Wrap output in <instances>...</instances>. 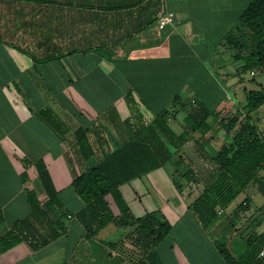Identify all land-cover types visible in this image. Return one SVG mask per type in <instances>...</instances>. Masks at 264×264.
I'll return each instance as SVG.
<instances>
[{"label":"crops","instance_id":"0c3cea01","mask_svg":"<svg viewBox=\"0 0 264 264\" xmlns=\"http://www.w3.org/2000/svg\"><path fill=\"white\" fill-rule=\"evenodd\" d=\"M236 1L212 0L213 8L204 9L201 20L194 18L197 14L186 7L170 6V0H142L136 6L138 12L141 9L142 14L150 15L161 7L157 15L172 13L176 20L163 29L155 22L133 38L107 47L109 57L86 50L34 62L30 56L0 42V206L4 214L0 233L30 212L27 189H34L42 201L46 199L35 165H26L24 159L45 162L68 212L75 214L82 208L83 202L71 184L73 171L79 173L95 165L101 155L92 129L98 126L103 130L106 148L124 139L125 130L119 120L131 116L125 99L127 91L133 92L140 110L151 119L172 98L174 101L177 94L184 103L194 101V90H203L204 97L216 95L220 86L214 84L212 76L215 75L206 63L213 65L216 75L228 86H237L242 62L238 61L235 71L227 67L228 70L225 59L219 54L220 44L216 45L217 42L222 45L224 33L231 31L227 30L231 22L235 26L238 23L241 9L234 7ZM201 30H204V36H201ZM194 41L196 43L192 44ZM199 52L204 56V62L198 59ZM198 65H203L204 70ZM199 76L204 77V84L200 82L197 86ZM193 78L197 82L194 83ZM222 99L216 101L217 111H229L235 101L231 96L229 102ZM204 101L207 103L208 100L204 98ZM224 103L228 106H222ZM183 110L188 111V107ZM172 118L168 121L171 128ZM111 119L115 124L110 122ZM216 123L213 122L205 134L208 141L204 148L210 154L217 150L212 143L219 135L223 136L222 142L229 138L220 132ZM78 127L89 130V139L96 148L86 160L80 158L74 146ZM169 148L174 152L169 163L122 184L120 190L134 216L160 210L170 222V233L155 246L161 264H227L214 245L211 229L232 225L235 230L237 224L234 221L238 216L242 218L240 226L251 227L253 232L264 231V219L257 211L264 200L255 204L251 196L244 197L250 200L247 209H239L240 203L232 201L223 210L226 216L204 227L189 208L202 185L198 182L186 184L179 178L172 180L185 168L179 166L180 159L174 148ZM168 164H171L169 168ZM23 171L28 175L25 182L21 179ZM165 182L174 188L176 201L162 192L168 187L162 188ZM107 200L114 214H119L111 195ZM104 228L111 229L107 237L100 235ZM104 228L88 240L80 223L71 217L64 235L38 250H31L24 242L19 243L0 254V264H130L119 249L106 244L123 239L129 228L114 223ZM246 234L249 236V232ZM256 263L264 264V255Z\"/></svg>","mask_w":264,"mask_h":264},{"label":"trees","instance_id":"16d2710c","mask_svg":"<svg viewBox=\"0 0 264 264\" xmlns=\"http://www.w3.org/2000/svg\"><path fill=\"white\" fill-rule=\"evenodd\" d=\"M141 2L0 0V13L6 14L9 23L16 21V11L26 13L20 19L22 37L11 28L3 27L0 19V42L30 56L34 62L86 50H95L101 56L109 57L107 47L133 38L154 24L163 13L157 15L160 7L153 14H142L141 9L138 12L139 8H136ZM75 36H78L77 41ZM224 40L235 50L233 57L242 62L241 72L264 71V0H249L238 15L235 30L226 33ZM245 95L246 103L229 117H224L220 111L214 112L200 101L195 109L188 110L183 130L177 133L168 121L188 104L182 102L178 94L170 109H161L148 119L140 110L133 92L127 91L125 99L131 116L119 120L125 130L124 139L106 148L103 130L98 126L92 129L95 143L102 150L101 155L95 165L79 173L73 171L71 184L83 202L77 213L72 214L65 209L45 162L42 159L34 162L24 159L26 165H35L46 199L42 201L34 189L26 190L30 212L0 233V254L22 242L31 250H38L67 233L70 219L75 217L88 240L110 223L128 227L123 239L106 244L119 249L130 264H161L155 246L170 233V222L160 210L134 216L120 186L169 163L174 153L169 148L172 146L179 159L188 165L175 176V180L179 178L186 184L198 182L202 185L189 208L204 227L213 225L251 182L264 197V132L251 116V112L264 106V88L245 90ZM214 114H220L214 120L224 128L229 138L210 154L204 148L208 141L205 134L213 126L209 118ZM110 122L115 124L112 119ZM196 132L199 137L194 135ZM88 133V129L80 127L75 130L74 146L83 160L96 151ZM190 143L194 146V159L186 152ZM68 162L71 164L70 159ZM27 178V172L23 171L22 181ZM108 195L112 196L119 214L112 211ZM249 201L245 198L238 208L247 209ZM257 211L264 219V202ZM3 221L0 206V223ZM246 241L248 247L243 254L234 256L229 251L224 252L227 264H251L260 259L264 231L251 232Z\"/></svg>","mask_w":264,"mask_h":264},{"label":"rangeland","instance_id":"374dc122","mask_svg":"<svg viewBox=\"0 0 264 264\" xmlns=\"http://www.w3.org/2000/svg\"><path fill=\"white\" fill-rule=\"evenodd\" d=\"M170 1H171V2H169L170 6H173L175 8L186 7L187 9L191 10L194 14H197V15H194V18H199L201 20L203 18V17H201V15L204 13V9H207V8L212 9L213 8L210 5L212 0H170ZM246 1L247 0H237L236 1L237 3L235 2L234 7L242 10L246 4ZM25 14L26 13L21 12L19 10L16 11L14 14L16 21H14L13 23H9L7 20L8 17L6 16V14L0 13V19L2 20L3 27L11 28L12 30L16 31V34L19 37H22L23 34L19 30L22 26L20 19ZM210 18H213V17H210ZM232 25L235 26L233 24V21L231 22L229 28L227 27L228 28L227 30H231V31L235 30V27L233 28ZM201 26H202V28H204L203 24H201ZM231 28H233V29H231ZM205 30L208 32V28L206 26H205ZM201 32H202V35L200 34V32H198V34L201 36H204V30H201ZM228 32L229 31H226V33H228ZM226 33H224V34H226ZM217 37H219V35ZM74 39H75V41H77L78 36H75ZM211 40H210V42L212 43L213 38H211ZM217 40H218V38H217ZM59 41H67V39H60ZM76 43H78V42H76ZM195 43H196L195 41L192 42V44H195ZM219 44H220V46H219ZM216 45L219 46L218 47L219 54L221 56H223V58L225 59L226 68L228 67L229 69L235 71V68H236L235 66L239 61L233 57V53L235 52V50L233 48H231L230 46H228V44L226 43L225 40L223 41L222 45L219 42H217ZM197 50L200 51L199 48ZM203 51H204V49H203ZM198 54H199V55H197L198 59L201 62H204V56L202 55V53L199 52ZM206 66H208L211 69L212 73L215 75V76H212V78H214V80H215L214 84L216 82V86H220V90H218L216 95H214V96H205V97H204L203 90L192 91V93L194 94V96L192 97V98H194V101H191L187 104L188 110L189 109H195L198 106V103H199L198 101L201 100L204 102V104L206 106H208L210 109L214 110V112H219V111H217L219 109V107L216 106V101L221 100L223 94L224 95L226 94L225 97L222 99L224 102H229L230 96L235 101V102H233V107H231L229 111L226 110L224 112H221V114L224 115V117H229V116L235 114L238 111V109H240L242 107V105H244L246 103V95H245L246 89L247 90L258 89L261 86L264 88V71L263 70H254V71H248L247 70V71L241 72V74H240V80L241 81L238 80L237 86L231 88L230 86H228V84L225 81H223L221 78H219L218 75H216V72L214 71L212 64L206 63ZM198 67L200 69L204 70L203 65H198ZM193 82L194 83L197 82L196 78H193ZM200 82L204 84V77L199 76V82H197L196 85L200 86ZM218 89H219V87H218ZM230 93H231V95H230ZM234 93H236L237 95L235 96ZM204 98L206 100H208L207 103H206V101H204ZM172 102H173V98L171 99L170 103H168L167 106H165V107L163 106L162 109H164V108L170 109L174 104ZM222 106H228V104L224 103ZM187 112L188 111H184V110L178 112L176 117L172 118V120L170 121V123H172V128L174 129L175 132L180 133L183 130L182 123H184V121H185V117L187 115ZM218 116H220V114L219 115L214 114L213 116H211L209 118V121L215 122L214 119ZM251 116H252L254 122L257 123L259 129L264 131V106H261L258 109H256L255 111L251 112ZM215 126H217L219 128L220 132L226 136L224 128L222 126H220V124L218 122L215 124ZM197 135H199V133H197ZM226 138H227V136H226ZM222 139H223V136L219 135V139H215L213 141L212 146H214L215 150L218 148L219 144L222 142ZM193 149H194V146L192 143H190L186 148V152L189 153L188 155L191 158L195 156ZM192 159H194V158H192ZM170 165L171 164H168L167 167L169 168ZM179 166H183V168H187L188 165L185 161L179 160ZM174 179H176L175 176L173 177L172 180H174ZM164 185L168 186V187L166 188V191H162V192L164 194H166L167 197H168V195H170L171 197H168V198L173 197V200L176 201V199L174 198V196H176V195L174 194L175 192H173L174 188L170 187L167 182H165V184L164 183L162 184V188L164 187ZM196 194H198V193L196 192ZM162 196H165V195L162 194ZM246 196H251V198L253 199L255 204H260V202H262L264 200L263 195L257 190V187L253 182H251L245 188V190L242 193H240L233 200L234 204L241 203L245 199L244 197H246ZM170 201L172 202V200H170ZM223 216H226V215L222 214V216H220V217H223ZM240 220L242 221V218L240 219L237 216L236 220L234 221L237 224V229H235V230L233 229L232 225H230L229 228L224 227V228L218 229L219 227H214L211 229L214 232L211 235L212 239L215 241L214 245L216 246L217 250L224 255V257H225V253H224L225 251L226 252L229 251V253H231V254L233 253L234 256H239V255L243 254L246 251V248L248 247L247 241H246L248 234H246V233L249 232V234H250L253 231L251 230L252 229L251 227L240 226V224L242 223V222L239 223ZM256 221H257V219H256ZM244 224L245 223L243 222V225ZM108 227H113V226L109 225ZM239 227H241L243 229H240ZM248 228H249V231H248ZM110 233H111L110 228H106V229L104 228V230H102L100 232V235H102V237H105V236L107 237V235Z\"/></svg>","mask_w":264,"mask_h":264},{"label":"built area","instance_id":"2783aa9c","mask_svg":"<svg viewBox=\"0 0 264 264\" xmlns=\"http://www.w3.org/2000/svg\"><path fill=\"white\" fill-rule=\"evenodd\" d=\"M174 20H175V17H174L173 14H171V13H162L158 17L156 23H157V25H158V27L160 29H163L166 25L172 23ZM263 255H264V247L261 250L259 256H263ZM254 264H257V263L255 262Z\"/></svg>","mask_w":264,"mask_h":264}]
</instances>
